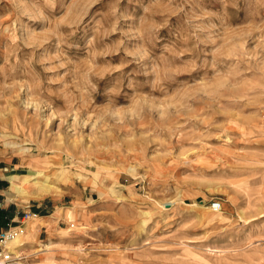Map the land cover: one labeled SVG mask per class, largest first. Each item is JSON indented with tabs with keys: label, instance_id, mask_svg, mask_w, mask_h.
<instances>
[{
	"label": "rangeland",
	"instance_id": "rangeland-1",
	"mask_svg": "<svg viewBox=\"0 0 264 264\" xmlns=\"http://www.w3.org/2000/svg\"><path fill=\"white\" fill-rule=\"evenodd\" d=\"M263 116L264 0H0L8 264H264Z\"/></svg>",
	"mask_w": 264,
	"mask_h": 264
},
{
	"label": "built area",
	"instance_id": "built-area-1",
	"mask_svg": "<svg viewBox=\"0 0 264 264\" xmlns=\"http://www.w3.org/2000/svg\"><path fill=\"white\" fill-rule=\"evenodd\" d=\"M212 206L215 210L222 209V204L219 201H215ZM32 216H36V213L34 214L31 210H21L16 213V218H11L12 221L0 227V264H8L15 259L12 241L24 232V221ZM14 221H18L20 224H13Z\"/></svg>",
	"mask_w": 264,
	"mask_h": 264
},
{
	"label": "bare ground",
	"instance_id": "bare-ground-1",
	"mask_svg": "<svg viewBox=\"0 0 264 264\" xmlns=\"http://www.w3.org/2000/svg\"><path fill=\"white\" fill-rule=\"evenodd\" d=\"M42 175H43V173L41 171H39V173L37 175H31V176L24 175L23 177H21L19 174H10L9 176L6 177V179L8 178L10 180V184L12 186V189L17 193L16 194L17 196L18 195L19 196L20 195L21 196H26V195L30 194L31 191L33 192L32 188L29 189L31 184L36 187L35 192L43 193L44 191H47V190L51 189L50 185L47 184V182L42 180V177H41ZM16 239L17 238H15L12 241L13 249L16 246H18V242H17ZM14 252H15V250H14Z\"/></svg>",
	"mask_w": 264,
	"mask_h": 264
},
{
	"label": "trees",
	"instance_id": "trees-1",
	"mask_svg": "<svg viewBox=\"0 0 264 264\" xmlns=\"http://www.w3.org/2000/svg\"><path fill=\"white\" fill-rule=\"evenodd\" d=\"M8 221H9V217L6 211L0 208V227L6 225Z\"/></svg>",
	"mask_w": 264,
	"mask_h": 264
},
{
	"label": "crops",
	"instance_id": "crops-1",
	"mask_svg": "<svg viewBox=\"0 0 264 264\" xmlns=\"http://www.w3.org/2000/svg\"><path fill=\"white\" fill-rule=\"evenodd\" d=\"M19 211H21V210L20 209H16V210H11L10 212L7 211V215H8L9 218H16V213H18Z\"/></svg>",
	"mask_w": 264,
	"mask_h": 264
}]
</instances>
